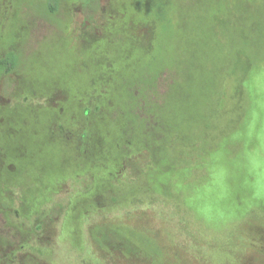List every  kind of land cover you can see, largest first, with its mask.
<instances>
[{
    "label": "rangeland",
    "instance_id": "374dc122",
    "mask_svg": "<svg viewBox=\"0 0 264 264\" xmlns=\"http://www.w3.org/2000/svg\"><path fill=\"white\" fill-rule=\"evenodd\" d=\"M9 55L0 264H152L93 242L117 224L264 264V0H0Z\"/></svg>",
    "mask_w": 264,
    "mask_h": 264
},
{
    "label": "trees",
    "instance_id": "16d2710c",
    "mask_svg": "<svg viewBox=\"0 0 264 264\" xmlns=\"http://www.w3.org/2000/svg\"><path fill=\"white\" fill-rule=\"evenodd\" d=\"M14 62H15L14 58L11 55L7 56L5 59L0 60V70L9 71L14 67ZM205 137H207L206 134H204L203 137L200 136V139H204L202 141L203 143L205 142ZM191 141L192 140H190V142ZM177 148L178 146H175L172 147L171 150V159L173 162L172 163L173 168L170 169V172L168 174L171 176L179 171L182 162V160L180 161L175 158L176 156L174 155V153L177 150ZM158 163L159 161L154 160V164H158ZM159 182L155 183L158 188V192H160V187H162V183L159 184ZM164 192L167 194V196L171 197L168 194L167 190H165ZM172 202L177 203L178 205H180V207H182L180 200H173ZM119 226H120L119 224L109 226L106 233L103 234L104 236L101 239H99L95 234L92 233L94 238L93 242L96 245L102 247L103 250L109 247L108 244L111 245L113 243L122 241L127 244L128 248H133L136 251V253H138L140 256L151 258L152 264H165L164 251H162L159 248L157 241H154L153 239L147 237L139 230L127 229L126 231L124 228Z\"/></svg>",
    "mask_w": 264,
    "mask_h": 264
}]
</instances>
